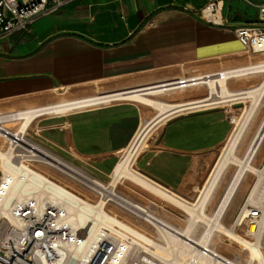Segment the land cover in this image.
Masks as SVG:
<instances>
[{"label":"crops","instance_id":"0c3cea01","mask_svg":"<svg viewBox=\"0 0 264 264\" xmlns=\"http://www.w3.org/2000/svg\"><path fill=\"white\" fill-rule=\"evenodd\" d=\"M208 2L71 0L37 17L0 37V112L40 109L31 130L101 172L156 117L136 168L195 201L249 104L230 99L264 78V51L205 19Z\"/></svg>","mask_w":264,"mask_h":264},{"label":"built area","instance_id":"2783aa9c","mask_svg":"<svg viewBox=\"0 0 264 264\" xmlns=\"http://www.w3.org/2000/svg\"><path fill=\"white\" fill-rule=\"evenodd\" d=\"M69 1L71 0H0V37L28 29L34 19L58 11ZM245 1L257 8V22L254 25L233 27L232 30L247 49L254 52L264 51V0L258 3ZM222 2L209 0L207 6L214 5L213 10L217 12V3L221 6ZM221 24L226 25L223 20ZM36 112L41 111L27 109L0 112V137L5 142V151H10L13 163L37 170L49 181L89 201L86 196L58 181L53 172L50 174L49 171L59 168L48 164L42 156L33 152L34 145H37L58 156L78 172L76 166L56 153V150L72 153L70 148L62 149L48 140H45V143L38 142L34 137L40 136L37 129L33 130V135L30 136L32 122L27 127H24V123L27 116ZM230 121L234 123L233 116H230ZM7 181L0 158V202L7 197ZM54 191V188L48 189L45 186L25 195V198L14 199L11 202L13 222L0 215V264H162L150 244L138 239L129 231L122 232L119 227H100L89 239L85 252L80 256L72 253L70 246L81 238L80 231L74 229V222L67 221L68 212L64 209V202L55 200L52 195ZM100 199H104L102 193ZM109 201H113V198H105V205ZM108 212L133 229L157 240L149 231L139 228L116 213ZM237 220L238 225L245 222L247 227L253 225L258 229L260 221H264V195L257 204L246 200Z\"/></svg>","mask_w":264,"mask_h":264},{"label":"bare ground","instance_id":"6f19581e","mask_svg":"<svg viewBox=\"0 0 264 264\" xmlns=\"http://www.w3.org/2000/svg\"><path fill=\"white\" fill-rule=\"evenodd\" d=\"M213 9L214 5L207 6L204 13L205 16L216 21H221L222 18L220 19L219 17H217ZM218 9L221 10L220 5L219 7H217V10ZM261 67L262 65L257 66L256 68L260 69ZM213 82H218L222 87L225 88V79L218 78ZM260 92L264 94V83L260 86H255L252 89L250 88L249 90L244 92V95L236 98L234 97L230 100L242 101L240 99L248 97V94H258ZM231 95L232 92L230 91L228 96ZM226 97L227 96H224V99L222 100H220L219 98V100H215L213 103L228 101ZM142 100L150 104L155 103V101L150 98H142ZM158 106L161 108V110L164 109L163 105L159 104ZM34 116H36V114H31L26 117L24 127H27L29 123L33 121ZM155 118L156 117H154V119ZM154 119L152 121L146 122L142 127H140V129H138V131L135 133L130 144L125 149L120 151L122 155L117 163L116 169L112 171V173L114 172V180L112 178L113 181H110L107 185L100 180L91 178L85 174L80 175L79 172H76V170L72 166L66 164L58 156L48 152L43 148H40L37 145H34L35 148L33 152L35 154H39L40 157L42 156L43 159L48 162V164L56 168H59L61 170L67 169L68 171L77 173L80 178L85 179L89 184L96 186V190L99 192L110 190V193L124 207H127L126 209L129 208V211H134L139 215L141 214L140 216H143L148 222L152 223L156 227L158 232V237H156L157 240L148 237L147 235L136 229H133L123 220L117 218L114 214H110L106 209L104 199H100L96 203H91L88 200H84L76 193L63 188L59 184H55L52 181H49L47 177L41 172L31 169L27 166H20L13 163L11 160L10 151L8 152L3 149H0V158L2 161L5 179L8 181L6 186L7 197L0 202V215H2L4 219L13 222L14 219L12 216L11 202L14 199L20 200L22 198H25V195L34 192L36 189L45 188L46 186L48 189H55L52 195L55 200H63L64 209H66V212H68V215L66 214L67 221H70L71 223L74 222V229L80 231L81 238L76 243H72V245L70 246L72 253L78 256H80L82 252H85V247L89 239L99 230V228L102 226H108L113 229L119 227L122 232L129 231L133 233L138 239L145 241L147 244H150L154 248L155 255L158 256L162 264H241L240 262L234 261L233 259H228L227 257L221 255L219 252H217L216 247L204 243L199 238H196L194 233H192L189 228H182L164 219H161L157 215L150 213V211L140 203L130 201L124 196L119 195L115 191V186L119 178L127 177L137 182L141 186L147 188L148 190L175 202L176 204L184 208L186 212H189L192 216L195 215L196 209H200L198 218L202 217L203 220L207 221V224H209L208 229H210L211 235L215 232L222 233L226 237L239 243V245L242 246V250L248 249L249 259L247 261V264H264L263 242L261 241L258 243H253L249 239L241 235L239 232L235 230H229L221 221V214L230 205V202L233 199V194L235 190H237V187L235 188V185L243 172L250 170L254 173H259V177L248 196V202L257 204L264 195V165L262 166V169H258L256 166L251 165L250 161H248L250 160V158L254 157L255 154L261 149V145L264 142V121L262 122V129L257 132L252 144L247 151L246 158L244 159L239 158L237 155L235 156L236 165L240 167V170L238 171L236 178L230 186V189L224 196L223 201L221 202V204H219L217 213L213 216H210L208 213H206L204 206L200 207L199 204L205 197L204 194L207 192L208 185L211 182H214L217 174H219L218 170L220 168H223L227 157L234 152V146L236 145L238 137L240 136V132L238 131L241 128L240 126L242 124V120H238L236 122V126L233 130L232 136L225 146L222 154L220 155L214 169L212 170L209 180L207 181L208 183L203 189H201V194L195 202L173 195L172 193H169L158 185H155L156 183L151 182V179L149 180L145 175H143L134 167L137 157L148 146L147 137L151 132V129L153 130L154 127L160 122H157ZM248 231L252 235L258 237V235H261V233L264 231V221H260L258 229H256V226H249ZM145 247L147 248L146 245ZM213 254H215L216 256H214Z\"/></svg>","mask_w":264,"mask_h":264},{"label":"rangeland","instance_id":"374dc122","mask_svg":"<svg viewBox=\"0 0 264 264\" xmlns=\"http://www.w3.org/2000/svg\"><path fill=\"white\" fill-rule=\"evenodd\" d=\"M222 1L223 2L221 5V10L218 9L217 13H214L220 19L222 18L226 25L233 28L241 25L256 24V7L248 4L245 0ZM252 1L258 3L261 0ZM218 5L219 3H217V7H219ZM202 15L205 19L216 22L214 19L206 17L203 12ZM263 83L264 78L261 83L256 86H260ZM240 100L249 101V104L244 109H240L238 113L231 115L234 118V128L236 126V122L238 120H242V124L240 126L241 128L238 131L240 132V136L238 137V141L234 146V152L227 157L223 168H220L218 170L219 174H217L214 182H211L208 185L207 192L204 194L205 197L199 204L200 207L204 206L206 213H208L210 216H213L217 213L219 204H221V202L223 201L224 196L230 189V186L232 185L238 171L240 170V167L236 165L235 156L237 155L239 158H246L247 151L250 145L252 144L257 132L260 131L263 126L262 122L264 121V94H262L261 92L258 94L251 93L248 94V97ZM260 122L261 124L258 126V123ZM153 132L150 134V136L153 134ZM29 133L30 136L33 135V130H31V127L29 129ZM150 136L148 137V139L150 138ZM34 137L37 139L38 142L40 141L45 143V140H47L42 137L41 133L40 136ZM225 144L220 149L219 154H221L223 148L225 147ZM5 148V142L0 137V149L5 150ZM56 153H58V155H60L61 157L69 160L72 165L76 166L75 168L77 169L80 175L85 174L91 178H96L106 185L110 181L114 180V172L112 173V171L115 164L118 163L122 155L121 153H119L116 163L114 165L104 168L103 172H101L94 166H92L93 168H91L89 164H86L79 157L75 156L73 152L67 153L61 150H56ZM248 161H250L251 165L256 166L258 169H262V166L264 165V142L261 145V149L255 154L254 157L250 158V160ZM134 167L136 168V163L134 164ZM114 169H116V167ZM49 172L50 174L51 172H53V175L58 181L65 183L78 194L86 196L91 203H96L98 200H100L101 193L104 196V199L113 198V201H109L106 204V209L108 211L116 213L121 218L135 223L137 226H139V228L145 231H149L153 234V236L158 237V232L154 225L148 222L143 216H140L141 214L139 215L134 211L131 212L128 210L129 208L126 209L127 207H124L110 193V190L99 192L96 190V186H93L92 184H89L85 179L80 178L77 173L70 172L68 170L63 173L61 172V170L54 168ZM258 177L259 173H254L250 170H247L242 173L241 177H239L238 182L235 185V188L237 187V190H235L233 194V199L231 200L230 205L221 214V221L229 230H235L239 232L241 235H243L245 238L249 239L253 243H258L262 241L264 245V231L261 233V235H258V237L252 235L251 233H249V227H247L246 223L244 222L241 225H238L237 220L238 215L241 212L244 204L246 203V200L248 199V196L253 186L255 185ZM115 191L119 195L124 196L130 201L140 203L141 205L145 206L147 210L150 211V213L157 215L161 219H164L182 228H189L192 233H194L196 238H199L204 243L216 247L217 252L227 257L228 259H233L234 261L240 262L241 264H247V261L249 259L248 249L242 250V246L239 245V243L226 237L222 233L215 232L211 235L210 229H208L209 224H207V221L203 220L202 217L198 218L200 209H196L195 215L192 216L189 212H186L184 208H182L175 202L148 190L147 188L141 186L137 182L127 177L119 178L115 186ZM196 194H198V192ZM197 199L195 200V202L197 201Z\"/></svg>","mask_w":264,"mask_h":264}]
</instances>
